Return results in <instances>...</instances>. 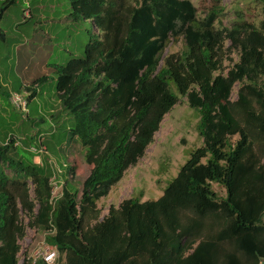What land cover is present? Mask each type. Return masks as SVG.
Masks as SVG:
<instances>
[{"label": "trees", "instance_id": "1", "mask_svg": "<svg viewBox=\"0 0 264 264\" xmlns=\"http://www.w3.org/2000/svg\"><path fill=\"white\" fill-rule=\"evenodd\" d=\"M67 1L73 19L92 21L99 35L82 58L48 65L56 113L65 117L55 139L77 140L91 169L79 198L64 187L50 204V166L7 139L12 125L1 122L0 264H19L22 214L64 264H258L264 258V0L257 26L240 20L230 29L215 26L222 0H209L200 19L189 0ZM180 38L184 49L162 58L170 40ZM233 49L238 62L224 74ZM49 78L25 87L28 103ZM4 89L0 80L8 104ZM181 98L198 114L203 145L160 198L125 199L100 219L97 202L144 156ZM31 112L21 126L44 123L31 120ZM213 185L224 189V198ZM22 264L32 263L25 257Z\"/></svg>", "mask_w": 264, "mask_h": 264}, {"label": "rangeland", "instance_id": "2", "mask_svg": "<svg viewBox=\"0 0 264 264\" xmlns=\"http://www.w3.org/2000/svg\"><path fill=\"white\" fill-rule=\"evenodd\" d=\"M189 1L196 8L197 18H202L209 7V0ZM221 7L223 14L215 22L218 28L230 29L240 20L257 26L262 19V5L258 0H222ZM94 34L99 35L92 21L73 19L67 0H0V80L5 86L4 91L8 93L9 89L24 90V86L30 85L36 78L50 77L43 85L42 100L36 98L28 103L27 114L17 112L9 100L7 104L0 97L1 104L4 105V121L1 122L7 127L12 125V132L6 138H13L16 146L26 152H31V148L41 149L34 162L40 164L45 161L51 168V177L56 175L55 182L62 183V188L71 189L78 198L81 196L82 183L91 169L85 163L84 149L77 140L66 142L65 139H55L58 138V125L60 126V121L64 122L65 117L56 113L59 110L57 108L53 110L56 118L52 120L46 109L39 107L37 110V103L47 102L46 96L54 94L55 76L49 73L48 65H63L69 59L82 58L84 47ZM228 46L229 43H226V47ZM183 49L182 38L178 41L171 39L162 58L180 53ZM228 55L224 62V74L239 59L236 49L231 50ZM238 88V84L234 86L232 100L236 99ZM24 93L28 98L30 92ZM30 110L33 113L28 116L31 120L44 123L33 127L21 126L22 118ZM198 118V114L188 107L187 99L181 98L163 118L144 156L125 172L122 180L111 188L105 198L97 202L100 219L107 215L111 206L117 208L125 199L134 198L144 202L157 200L162 196L166 185L176 176L191 151L203 145V139L196 130ZM50 122L54 123V128L50 126ZM3 124H0V129H3ZM69 168L74 171L70 173ZM213 190L219 198L225 197L223 188L213 185ZM21 220L26 235L19 241V264H22L25 257L32 255L46 235L43 231L28 226V219L24 214L21 215ZM54 264H64L63 257L58 255Z\"/></svg>", "mask_w": 264, "mask_h": 264}, {"label": "built area", "instance_id": "3", "mask_svg": "<svg viewBox=\"0 0 264 264\" xmlns=\"http://www.w3.org/2000/svg\"><path fill=\"white\" fill-rule=\"evenodd\" d=\"M9 102L13 106V108L20 113L27 112V94L25 93H11L9 97ZM36 156L41 153V149L36 150L31 148L30 150ZM56 175L53 174L49 179V184L51 186L50 193V204H54L62 195V183L55 182ZM58 250L55 246L49 245L45 242H41L36 246L32 255L30 257H26L27 260H30L32 264L37 262H42V264H54L58 258Z\"/></svg>", "mask_w": 264, "mask_h": 264}, {"label": "crops", "instance_id": "4", "mask_svg": "<svg viewBox=\"0 0 264 264\" xmlns=\"http://www.w3.org/2000/svg\"><path fill=\"white\" fill-rule=\"evenodd\" d=\"M3 82V81H2ZM1 82V86H2V88H5V86L3 85V83ZM27 85H25L24 86V90H20V91H14V89H9V91H8V94H10V93H13V92H15V93H23V92H25V87H26ZM34 89L37 91V93H39V94H37V96L33 99L34 101H35V99L36 98H40V100H42V97H43V92L42 91H40L39 90V87L38 86H35L34 87ZM40 91V92H39ZM48 99L46 100L47 102H44V103H42V104H40V103H37V110L39 109V107L40 108H44V110L46 109V111L47 112H49V114L50 113H53L54 111V109H59L60 110V104H59V102H58V100H57V98L55 97V96H49V97H51V99L49 100V97L48 96H46ZM32 100V101H33ZM56 101L55 103L53 102V101ZM2 102L0 101V124H1V120H3L4 121V119H3V104H1ZM58 110V111H59ZM31 111V110H30ZM58 111H56V112H58ZM62 116H64V115H62ZM51 123V122H50ZM50 126H53V128L55 127L54 126V123H51V125ZM49 126V127H50ZM48 127V128H49Z\"/></svg>", "mask_w": 264, "mask_h": 264}, {"label": "water", "instance_id": "5", "mask_svg": "<svg viewBox=\"0 0 264 264\" xmlns=\"http://www.w3.org/2000/svg\"><path fill=\"white\" fill-rule=\"evenodd\" d=\"M258 264H264V258H261Z\"/></svg>", "mask_w": 264, "mask_h": 264}, {"label": "clouds", "instance_id": "6", "mask_svg": "<svg viewBox=\"0 0 264 264\" xmlns=\"http://www.w3.org/2000/svg\"><path fill=\"white\" fill-rule=\"evenodd\" d=\"M18 93V92H17ZM24 93V92H23ZM27 104H28V102H27ZM20 113V112H19ZM28 113V110H27V112L26 113H23V114H27Z\"/></svg>", "mask_w": 264, "mask_h": 264}]
</instances>
